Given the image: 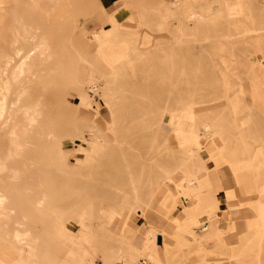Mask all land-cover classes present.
I'll use <instances>...</instances> for the list:
<instances>
[{
  "label": "rangeland",
  "instance_id": "obj_1",
  "mask_svg": "<svg viewBox=\"0 0 264 264\" xmlns=\"http://www.w3.org/2000/svg\"><path fill=\"white\" fill-rule=\"evenodd\" d=\"M36 1L0 0V264H264V0Z\"/></svg>",
  "mask_w": 264,
  "mask_h": 264
},
{
  "label": "bare ground",
  "instance_id": "obj_2",
  "mask_svg": "<svg viewBox=\"0 0 264 264\" xmlns=\"http://www.w3.org/2000/svg\"><path fill=\"white\" fill-rule=\"evenodd\" d=\"M32 1V0H31ZM35 1V0H34ZM39 1V0H38ZM38 1H36L37 3H38ZM58 1V3L56 2V4H57V6H56V8L55 9H53L52 10V12L50 13L51 15H50V18L52 19V20H56L57 19V22H58V18H60L63 14H65V12H67V11H71L72 13H73V15L76 17V12H79L78 11V9L75 7V6H73V4L70 2V0H57ZM34 3V2H33ZM51 3V2H50ZM47 4V3H46ZM52 4H53V2H52ZM54 4H55V2H54ZM55 4V5H56ZM177 4H179V3H177V1H175L173 4H172V6H174V7H176L177 6ZM45 5V4H44ZM44 7H46V6H44ZM52 7V6H51ZM34 8V7H33ZM39 9H41V7H40V5H39ZM52 8H50L49 10H51ZM32 11H33V9H32ZM43 11V10H42ZM43 13H44V11H43ZM46 14H47V12H46ZM68 15V14H67ZM12 16V15H11ZM47 16V15H46ZM49 16V15H48ZM108 17H109V22H110V24L113 26V27H119V22L118 21H116V19L115 18H117V17H113V16H111V15H108ZM45 18V17H44ZM49 18V17H48ZM49 18V19H50ZM48 19V20H49ZM46 20V19H45ZM10 26H11V22H10V24H9ZM12 25H13V23H12ZM9 30H10V28H9ZM13 30V29H12ZM11 35V34H10ZM91 35H92V37H93V39H95L96 41H98V35H97V32H93V33H91ZM90 44V43H89ZM88 46V45H87ZM46 48V47H45ZM78 49V48H77ZM81 50V49H80ZM107 50V49H106ZM85 51H86V49H85ZM98 51H100V49H97V51L95 52V68L96 69H98V67L96 66L99 62L97 61L100 57H99V54H98ZM71 52V51H70ZM81 53V52H80ZM37 54V53H36ZM83 54H84V52H83ZM87 53H85V55H86ZM74 55H76L75 53H74ZM88 56V55H87ZM45 58V57H44ZM75 58V57H74ZM36 59V58H35ZM76 62H82V63H85V64H89V65H91V63L87 60V58H86V56H81L80 54H78L77 56H76ZM28 61V60H27ZM30 61V60H29ZM104 61V60H103ZM94 63V62H93ZM107 64V63H106ZM63 68V67H62ZM65 68H67V65H66V67ZM24 71V70H23ZM51 71H54L53 70V68H51ZM67 71V70H66ZM65 71V69H64V72H66ZM50 72V71H49ZM63 72V73H64ZM11 74V73H10ZM20 74V73H19ZM18 74V75H19ZM113 74H115V71H114V73ZM58 76V75H57ZM105 76V75H104ZM59 77V76H58ZM73 77V76H72ZM13 79V78H12ZM66 79V78H65ZM18 80V79H17ZM54 81H55V78H54V76L52 77V80H51V82L49 83V85L50 86H54V87H57L58 85H55L54 84ZM64 82V81H63ZM67 82H69V81H67ZM70 83V82H69ZM69 83L67 84V85H65V84H63V85H65V87H68V85H69ZM26 86V85H25ZM94 88V87H93ZM18 91V90H17ZM260 92H263V94H262V96L261 97H259L260 98V100L262 101V110H263V112H264V89H263V86H262V88H261V91ZM111 94V93H110ZM1 96V95H0ZM3 97V96H2ZM35 105H36V107H35V109H34V111H33V115H37V114H41V109L39 108L40 107V105H41V103H40V100H38V101H36L35 103H34ZM22 109V108H21ZM91 109L92 110H90L91 111V114L92 115H95L94 114V112H97L98 113V111H99V108H98V105H96L95 107H91ZM13 111V110H12ZM14 112H17V111H14ZM107 112H108V114L110 115V118H111V110L109 109V108H107ZM19 113H20V111H19ZM10 114V113H9ZM84 115H85V112H83L82 114H81V118H83L84 117ZM13 116V115H12ZM11 116V117H12ZM14 116H16V115H14ZM38 117V116H37ZM14 119V118H13ZM112 119V118H111ZM29 120H30V122H34V116H30L29 117ZM24 121V120H23ZM27 121V120H26ZM29 122V121H28ZM14 123L15 122H13V120L12 119H10V128L9 129H13V127H14ZM18 123V122H17ZM25 124V123H24ZM3 125V124H2ZM16 125V124H15ZM30 127V126H29ZM97 127V126H96ZM112 128V123H111V126H110V130H112L111 129ZM112 132H113V130H112ZM58 145V144H57ZM59 148H58V150L56 151L57 152V155H59V156H57V159H58V163H60L61 164V162L64 160V159H66V157H67V152H66V150H64L63 148H61V146H58ZM51 151V150H50ZM17 153V152H16ZM50 153V152H49ZM39 154V153H38ZM49 157V156H48ZM3 158V157H2ZM36 175V174H35ZM37 176V175H36ZM191 182V181H190ZM178 197V196H177ZM176 201V200H175ZM262 231H264V229L262 228L261 229V232ZM143 252H139V256H141V254H142Z\"/></svg>",
  "mask_w": 264,
  "mask_h": 264
},
{
  "label": "crops",
  "instance_id": "obj_3",
  "mask_svg": "<svg viewBox=\"0 0 264 264\" xmlns=\"http://www.w3.org/2000/svg\"><path fill=\"white\" fill-rule=\"evenodd\" d=\"M91 0H70V2L73 4V6H75L78 11L80 12V17H86V16H90L89 13L91 11V3H90ZM113 1L114 0H99L97 1V8L98 10L103 14V15H111L113 17H119L120 15L122 16L123 15V6H124V3L126 0H119L122 5L121 7H118V8H113L111 7L112 4H113ZM18 2H20V0H18ZM141 8H144V6H142ZM152 10V8H150ZM251 107H254L252 104H250ZM261 111V110H260ZM262 114L264 115V112L261 111ZM206 176V174H205ZM223 190H220L219 193H221ZM223 193V192H222ZM223 195V194H222ZM217 205L220 206V200L219 198H217ZM223 199H224V196H223ZM219 209V213H220V216L216 219V218H213L212 220H207V224H209V226H207V229H203V231H201L202 233H211V232H223L224 231V228L220 226V224L224 221L227 222V219H226V216H229V213L226 212L225 210H222L221 212V209L218 207ZM215 214H216V206H215ZM216 219V220H215ZM204 226L206 227V224H204ZM264 229V226L261 225V227L258 229L257 233H261V234H264V231L261 232V229ZM259 235V234H258ZM261 241L260 237H258V241H257V244L256 246L259 248V253L258 255L256 256V258L260 255L261 253V249L262 247L260 246L259 242Z\"/></svg>",
  "mask_w": 264,
  "mask_h": 264
}]
</instances>
